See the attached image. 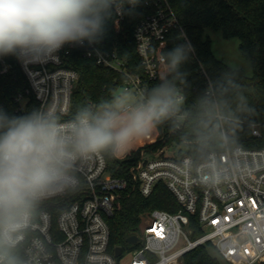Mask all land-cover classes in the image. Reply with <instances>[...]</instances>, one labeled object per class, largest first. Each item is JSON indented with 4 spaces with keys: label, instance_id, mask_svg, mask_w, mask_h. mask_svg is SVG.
Returning a JSON list of instances; mask_svg holds the SVG:
<instances>
[{
    "label": "built area",
    "instance_id": "built-area-1",
    "mask_svg": "<svg viewBox=\"0 0 264 264\" xmlns=\"http://www.w3.org/2000/svg\"><path fill=\"white\" fill-rule=\"evenodd\" d=\"M149 10L136 24V54L148 81L162 80L166 69L161 55L168 48L172 31L183 29L168 0H141ZM115 32L123 29L125 15H115ZM74 46H65L55 57L44 62H19L27 79L24 94L16 98L24 111L28 95L38 107H50L71 119L72 89L78 73L64 65V57ZM84 57L123 76L120 89L137 96L147 92L145 79L129 70L116 51L103 50L84 43ZM1 73L8 66L0 58ZM207 80V95L212 94ZM182 92V90H181ZM183 94V93H182ZM183 105L176 116V130L185 121ZM220 147L202 160L166 156L165 147L157 152H141L130 171L135 188L149 197L162 183L180 206L177 213L154 209L141 216L139 234L132 255L125 259L108 252L110 229L107 219L120 208L125 179L112 176L102 153L80 156L70 175L74 184L37 202L22 220L12 249L18 250L16 264H177L193 249L211 244L228 264H264V148L231 146L222 118ZM253 136H260L256 125ZM197 217L202 231L193 238L190 217Z\"/></svg>",
    "mask_w": 264,
    "mask_h": 264
},
{
    "label": "clouds",
    "instance_id": "clouds-1",
    "mask_svg": "<svg viewBox=\"0 0 264 264\" xmlns=\"http://www.w3.org/2000/svg\"><path fill=\"white\" fill-rule=\"evenodd\" d=\"M141 0H0V58L44 62L65 46L93 44L108 20L132 14ZM161 55L166 76L146 94L120 89L93 105L80 106L71 120L41 106L22 115L0 108V264L11 255L22 220L41 199L74 184L70 175L80 156L107 153L120 158L184 104L182 66L195 49L186 33ZM243 99V98H241ZM202 118L220 117L222 101L200 98Z\"/></svg>",
    "mask_w": 264,
    "mask_h": 264
},
{
    "label": "trees",
    "instance_id": "trees-1",
    "mask_svg": "<svg viewBox=\"0 0 264 264\" xmlns=\"http://www.w3.org/2000/svg\"><path fill=\"white\" fill-rule=\"evenodd\" d=\"M168 2L195 49L189 62L182 66L185 76L181 78L184 82L179 84L185 97L183 112L186 119L179 130L175 129V117L159 122L147 137L141 138L136 146L120 158L102 153L107 171L128 183L127 189L120 197V208L107 219L110 229L108 252L111 254H114L117 247L124 250L128 245L127 239L138 234L141 216L146 212L158 209L177 213L180 210L176 199L162 183L156 185L147 198L140 195L135 188L130 169L140 160L142 151L157 152L169 143L176 142L189 147L186 151L180 150V156L187 155L199 161L204 159L208 152L220 147L219 119L206 122L202 118L199 101L201 97L207 95L208 89L203 71L212 86V94L207 96L223 102L220 117L229 134V145L264 148V0H168ZM147 13L149 10L139 5L132 14L125 15L123 29L120 32L114 31L113 23L116 16H113L106 23L102 39L94 44L103 50L116 51L126 61L129 70L145 79L149 91L161 80L146 79L136 54L134 40L135 26ZM206 30L219 32L227 41L238 40L239 53L250 64L251 77L243 70L227 65L215 55ZM179 33V30L171 32L167 50L175 43L183 42L176 39ZM83 54V45H76L64 57V65L75 70L79 76L72 89L71 109L66 119H72L80 106L93 105L119 90L123 82L121 74L97 65L93 59L84 57ZM1 59L8 66V70L1 73L0 63V108L10 115H22L38 108V103L30 94L26 96L28 101L24 111L18 110L16 98L19 94L25 93L28 82L15 57ZM253 125L258 127L260 136H253ZM190 226L194 230L193 238L201 235L196 215L190 217ZM211 248L216 251L211 244L193 249L183 256V264H220L217 257L210 254ZM11 255L13 257L19 255L20 258L18 250L11 249Z\"/></svg>",
    "mask_w": 264,
    "mask_h": 264
},
{
    "label": "rangeland",
    "instance_id": "rangeland-1",
    "mask_svg": "<svg viewBox=\"0 0 264 264\" xmlns=\"http://www.w3.org/2000/svg\"><path fill=\"white\" fill-rule=\"evenodd\" d=\"M205 33L210 37L212 41V49L218 58L223 60L227 65L231 66L232 68L243 70L248 77L252 76V70L250 64L239 53L238 50L239 42L237 39H232L229 41L224 40L219 32H213L211 30H206ZM138 142L135 145H133V147L136 146ZM188 149L189 147L186 145L178 144L176 142H171L165 147V154L166 156H173L175 153H177L180 150L186 151ZM135 248L136 246L128 244L123 250L122 257L128 259L134 252ZM210 254L214 257H217L220 264H228L220 258L218 253L213 248L210 249ZM177 264H183L182 260H180ZM253 264H262V263L254 262Z\"/></svg>",
    "mask_w": 264,
    "mask_h": 264
},
{
    "label": "water",
    "instance_id": "water-1",
    "mask_svg": "<svg viewBox=\"0 0 264 264\" xmlns=\"http://www.w3.org/2000/svg\"><path fill=\"white\" fill-rule=\"evenodd\" d=\"M136 242H137V237H136V236H131V237H129V238L127 239V243H128V244L133 245V244H135ZM121 252H122V249H121L120 247L115 248V250H114V256H115L116 258L119 257V256L121 255Z\"/></svg>",
    "mask_w": 264,
    "mask_h": 264
}]
</instances>
